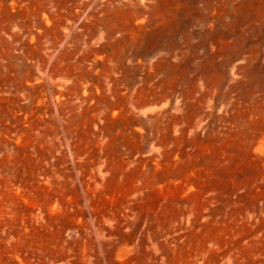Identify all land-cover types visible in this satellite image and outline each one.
<instances>
[{
  "label": "rangeland",
  "instance_id": "obj_1",
  "mask_svg": "<svg viewBox=\"0 0 264 264\" xmlns=\"http://www.w3.org/2000/svg\"><path fill=\"white\" fill-rule=\"evenodd\" d=\"M0 264H264V0H0Z\"/></svg>",
  "mask_w": 264,
  "mask_h": 264
}]
</instances>
